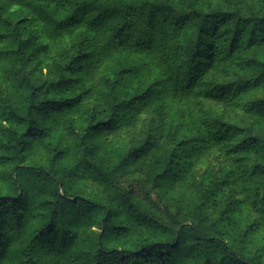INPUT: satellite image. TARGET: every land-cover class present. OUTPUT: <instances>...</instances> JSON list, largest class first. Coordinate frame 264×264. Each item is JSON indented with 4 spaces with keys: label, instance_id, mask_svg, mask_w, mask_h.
<instances>
[{
    "label": "trees",
    "instance_id": "1",
    "mask_svg": "<svg viewBox=\"0 0 264 264\" xmlns=\"http://www.w3.org/2000/svg\"><path fill=\"white\" fill-rule=\"evenodd\" d=\"M0 264H264V0H0Z\"/></svg>",
    "mask_w": 264,
    "mask_h": 264
}]
</instances>
